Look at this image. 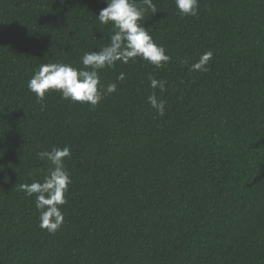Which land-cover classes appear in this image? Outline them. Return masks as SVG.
Wrapping results in <instances>:
<instances>
[{
	"label": "trees",
	"instance_id": "obj_1",
	"mask_svg": "<svg viewBox=\"0 0 264 264\" xmlns=\"http://www.w3.org/2000/svg\"><path fill=\"white\" fill-rule=\"evenodd\" d=\"M153 3L144 26L170 61L100 70L105 86L126 77L93 107L27 82L108 45L105 0H0V264H264V0H199L196 16ZM53 146L70 147L72 182L49 233L18 185L43 180Z\"/></svg>",
	"mask_w": 264,
	"mask_h": 264
},
{
	"label": "clouds",
	"instance_id": "obj_2",
	"mask_svg": "<svg viewBox=\"0 0 264 264\" xmlns=\"http://www.w3.org/2000/svg\"><path fill=\"white\" fill-rule=\"evenodd\" d=\"M107 7L100 10L97 19L102 25H110L109 43L98 51L86 52L82 57L83 67L71 63L50 62L41 64L27 82L28 89L43 100L47 93L59 92L63 99L73 103H88L97 106L107 95L116 92L118 83L125 80L121 72L115 82L106 86L101 83L100 70L113 68L117 62L123 64L141 58L157 68L170 61L166 49L158 45L144 26L147 11L157 13L153 0H105ZM178 11L183 16H196L199 0H175ZM213 57V51L201 54L191 66V71H207L206 65ZM150 86L166 91V81L149 75ZM148 102L158 115H165L166 101L158 100L155 92L148 96ZM41 161L50 162L43 180H33L30 184H19L18 188L28 196H35L36 208L40 211L39 227L55 233L65 220L61 206L67 203L66 194L71 184V175L65 160L71 157L69 146H53L51 150L37 153Z\"/></svg>",
	"mask_w": 264,
	"mask_h": 264
}]
</instances>
